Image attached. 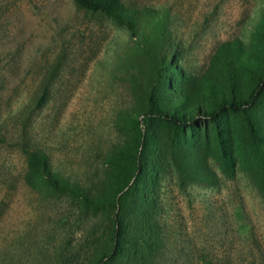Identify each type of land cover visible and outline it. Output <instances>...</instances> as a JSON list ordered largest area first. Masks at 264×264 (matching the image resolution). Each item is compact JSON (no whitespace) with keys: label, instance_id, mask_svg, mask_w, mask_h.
I'll list each match as a JSON object with an SVG mask.
<instances>
[{"label":"rangeland","instance_id":"obj_1","mask_svg":"<svg viewBox=\"0 0 264 264\" xmlns=\"http://www.w3.org/2000/svg\"><path fill=\"white\" fill-rule=\"evenodd\" d=\"M122 1L154 17L149 24L165 17L162 48L150 56L173 55L197 78L219 44L238 40L250 50L264 15V0ZM142 30L132 35L73 0H0V264H101L112 213L82 211L66 194L31 184L27 158L43 154L51 172L91 193L106 186L107 158L127 139L144 93L155 86L164 104L170 92L176 98L160 62L132 51L146 46ZM250 82L247 74L236 94L246 97ZM252 114L264 135V93ZM212 161L216 183L168 168L136 201L128 233L139 243L151 236L145 264H264L255 181L237 164L227 177Z\"/></svg>","mask_w":264,"mask_h":264},{"label":"trees","instance_id":"obj_2","mask_svg":"<svg viewBox=\"0 0 264 264\" xmlns=\"http://www.w3.org/2000/svg\"><path fill=\"white\" fill-rule=\"evenodd\" d=\"M73 1L125 26L132 35L146 26L148 32L142 34L145 48L137 43L132 51L147 56L150 62L159 61L160 72L170 73L164 77L166 90L176 95L172 98L170 92L166 105L164 94L155 86L144 93L137 115L127 118V139L107 158V184L95 194L51 172L43 154L31 153L27 158L31 184H45L49 191L66 194L82 211L112 213L110 246L98 262L145 264L151 256L155 249L151 236L144 235L141 243L129 237L127 217L168 168H174L182 179L214 184L216 174L208 159L227 177H233L237 164L251 175L264 199V135L252 114L264 93V15L250 50L245 53L238 40L219 44L197 78L185 74L171 58L173 53L165 58L150 56L152 50L162 48L165 17L149 24L154 17L145 18V10L130 9L122 0ZM127 60L131 67L137 65L136 58ZM247 74L251 75V88L242 98L236 94V85L244 82ZM161 141L165 150L159 147Z\"/></svg>","mask_w":264,"mask_h":264}]
</instances>
